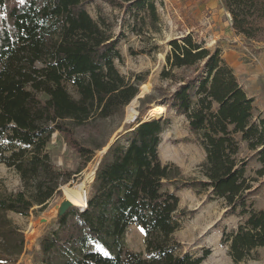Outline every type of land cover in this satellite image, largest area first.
I'll return each instance as SVG.
<instances>
[{"label": "trees", "instance_id": "obj_1", "mask_svg": "<svg viewBox=\"0 0 264 264\" xmlns=\"http://www.w3.org/2000/svg\"><path fill=\"white\" fill-rule=\"evenodd\" d=\"M222 1L238 35L264 42V0ZM107 2L127 6L140 15L137 21L158 30L155 0ZM87 4L0 0V162L21 180L14 191L0 189V260L25 250L24 233L7 213L45 210L68 182L48 150L53 135L62 134L88 163L107 140L90 146L76 134L89 129V138L100 137L102 124L122 118L145 82L141 75L133 79L120 72L115 62L123 57L112 24L102 16L95 20ZM169 46L161 78L175 87L159 88L157 105L187 118L206 151L201 177L185 180L179 166L162 162L159 145L169 118L140 117L103 155L87 207L67 208L44 237L38 264H201L211 250L201 256L183 252L174 236L184 216L176 194L183 188L210 192L239 217L221 240L235 262L259 257L264 208L257 209L252 197L264 186V118L256 116L255 98L221 48H208L191 32ZM242 143L260 164L254 176L247 175L250 158L240 156ZM133 224L145 235L144 251L126 248Z\"/></svg>", "mask_w": 264, "mask_h": 264}, {"label": "rangeland", "instance_id": "obj_2", "mask_svg": "<svg viewBox=\"0 0 264 264\" xmlns=\"http://www.w3.org/2000/svg\"><path fill=\"white\" fill-rule=\"evenodd\" d=\"M87 10L90 15L99 20L104 17L112 24V32L119 40L118 48L122 54V61L116 60L120 72L135 79L141 75L145 82L141 84V93L126 108L122 118L107 120L102 124V135L98 138H89V129L79 131L78 140L93 146L95 143L107 144L97 149L95 155L85 164L68 143L67 139L56 132L48 144V150L56 167L69 176L68 182L61 186V191L49 202L45 210H36L29 215H22L9 211L7 216L19 227L25 236V250L19 256L9 260H0V264H38L41 259V242L58 226V219L64 210L69 207L65 203L64 186H75L84 183L88 192L96 177V170L107 152L126 128L137 122L142 117L149 119L150 109L161 100L162 91L159 88H174L169 82L161 78V72L166 65V54L170 49L169 41L181 37L188 32L193 33L199 40H204L208 48L214 49L217 44L213 41L214 31L219 29L214 21L209 20L214 12L218 11L220 18L225 23L228 19L224 13L222 0H155L159 22L152 28L149 21L143 23L141 18L131 14L125 8L114 7L107 0H86ZM209 2H213L211 6ZM218 15V16H219ZM219 24L218 22H216ZM212 27H209L211 26ZM244 60L255 70L257 66L264 69V42L247 41L244 45ZM180 73V71H179ZM253 72L241 76L242 84L247 88L250 96L255 95V114L264 117V93L260 89L261 81L250 82ZM264 76V70L262 72ZM148 84V89L143 91V85ZM147 96L145 103L141 98ZM158 118V117H157ZM160 119L169 118L170 123L161 134L159 154L163 163H174L180 167L183 179L192 180L201 177L200 165L206 159V151L200 144L197 136L190 130L188 120L184 115L175 111H167ZM172 150V153L168 149ZM241 157H249L247 175L254 176L255 170L260 166L252 156L247 144H241ZM93 179H89L91 172ZM264 181V179H263ZM19 174L0 162V189L14 191L20 186ZM173 190V187H169ZM180 198V209L183 211L181 228L174 234L176 240L182 244L183 252H190L201 256L206 249L210 255L201 264H264V248L259 250L257 259L235 262L229 255L228 247L221 243L223 232L231 231L238 226L240 221L236 215L229 214L223 202L212 199L210 192L197 191L192 188H183L176 192ZM257 209L264 208V186L255 192L252 197ZM126 248L130 251L141 252L145 250V235L141 228L133 224L128 228L125 236Z\"/></svg>", "mask_w": 264, "mask_h": 264}, {"label": "crops", "instance_id": "obj_3", "mask_svg": "<svg viewBox=\"0 0 264 264\" xmlns=\"http://www.w3.org/2000/svg\"><path fill=\"white\" fill-rule=\"evenodd\" d=\"M212 4L213 2L208 3L209 6H211ZM224 13L228 17L225 23L220 18L221 15H219L218 11L217 12L215 11L213 16L210 17L211 19L209 20V22L210 21L212 22L213 20L215 22L214 25H217V27L219 28L214 31V35L212 36L213 41L217 44L216 45L217 47L222 49L223 57L235 69V72L238 75L239 80L241 76L245 75V73H249L252 71L253 73L250 76L251 79L250 82L258 83L259 81H261L260 89L264 93V76L262 75L264 69H260V67H262V62L260 64L261 66H257L254 70L251 68L250 64H248V62H246L243 59L245 56L244 50L246 48L244 45L247 43V40L243 36L238 35L234 30V28L232 27V16L227 11L225 6H224ZM216 22H218L219 24H217ZM209 27H212V25ZM251 97L255 98V95H252Z\"/></svg>", "mask_w": 264, "mask_h": 264}, {"label": "bare ground", "instance_id": "obj_4", "mask_svg": "<svg viewBox=\"0 0 264 264\" xmlns=\"http://www.w3.org/2000/svg\"><path fill=\"white\" fill-rule=\"evenodd\" d=\"M148 84L143 85V91L148 89ZM166 113V108L162 105H154L150 109V115L153 117H162ZM168 151L172 153V150L169 148ZM94 177V172L92 171L89 179H93ZM64 191H65V203L68 205H74V206H79V207H86V204L88 202V192L84 188V183H81L79 185L75 186H70V185H65L64 186Z\"/></svg>", "mask_w": 264, "mask_h": 264}, {"label": "water", "instance_id": "obj_5", "mask_svg": "<svg viewBox=\"0 0 264 264\" xmlns=\"http://www.w3.org/2000/svg\"><path fill=\"white\" fill-rule=\"evenodd\" d=\"M139 95H140V94H139ZM69 205H70V204H68V206H69ZM70 206H74V205H70ZM70 206H69V207H70ZM69 207H67V208H69ZM77 207H79V206H77ZM86 207H87V204H86ZM86 207H85V208H86ZM67 208H66V209H67ZM80 208H81V209H85V208H83V207H80ZM66 209H65V210H66ZM65 210H64V211H65Z\"/></svg>", "mask_w": 264, "mask_h": 264}, {"label": "snow or ice", "instance_id": "obj_6", "mask_svg": "<svg viewBox=\"0 0 264 264\" xmlns=\"http://www.w3.org/2000/svg\"><path fill=\"white\" fill-rule=\"evenodd\" d=\"M21 2H23V0H21Z\"/></svg>", "mask_w": 264, "mask_h": 264}]
</instances>
